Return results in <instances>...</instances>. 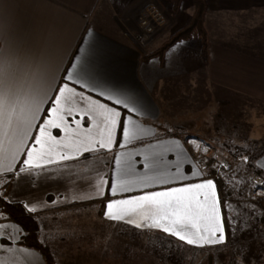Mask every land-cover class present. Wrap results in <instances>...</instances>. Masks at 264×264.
<instances>
[{
    "label": "crops",
    "instance_id": "obj_1",
    "mask_svg": "<svg viewBox=\"0 0 264 264\" xmlns=\"http://www.w3.org/2000/svg\"><path fill=\"white\" fill-rule=\"evenodd\" d=\"M149 2L157 6L165 22L146 41L138 42L134 39L139 29L138 18L149 6ZM206 3L208 54L204 58L198 39L180 41L182 44L177 42L161 57L151 55L175 31L189 22L193 14L192 0H181L177 11L173 10L171 0H124L119 1L118 8H109V3L105 0H0V48L11 53L26 68L38 70L45 80L51 82V90L41 105L39 119L34 121L37 126L47 115L48 109L56 107L52 103L56 89L67 83L77 92L90 96L91 100L81 102L76 97L70 105L62 106L72 107L77 119L88 110L89 105L93 111L84 116V127L76 130L78 135L72 131L64 133L51 129L53 135L59 132L64 143L74 144L78 139L87 141L88 138H100L95 126L91 131L86 129L89 127V116L98 122L101 119L99 114L104 110L100 104L120 108L106 99L108 95L130 97L137 101L144 114L134 116V119L154 133L145 137L143 144L133 141L126 148L114 147L111 152H85L79 159L53 163L43 169H32V176L27 173L13 176L7 199L13 203H21L24 207H36L35 212L29 213L39 217L40 240L43 243L50 246V238L55 235H48L53 233L48 221L50 217L66 212L85 211L87 216H95L103 222L99 227L104 233L102 237L107 239V249H111V256L106 260L108 264L116 262L115 260L122 264H207L209 257H212L214 264L228 263L229 240L227 244L216 246H190L160 230L137 229L125 222L105 219L104 201L124 197L106 196L103 200L79 198L84 193L94 195L92 185L101 178L109 181L112 179L113 156L116 152H137L153 144L158 145L152 151L160 154L153 159L158 161L161 170L172 175L179 162L180 171L188 174L191 168L197 166L206 174L205 179L212 178L216 181L217 191L221 196V177L212 173L209 167L210 159H216L217 149L212 142L214 136L209 133L202 137L200 131L194 132L195 124L187 118L191 119L190 115L195 112L197 104L204 100L195 97L196 91L194 94L189 92L198 87L208 88L209 96L213 97L212 88H215L264 104V60L259 55L255 57L254 51L251 54L245 53L242 49L231 47L226 41L212 39L207 25L209 0ZM177 45L179 47H175ZM82 48L83 52L80 51ZM77 57L80 59L77 60ZM68 73L73 75L72 80L67 79ZM220 100V103H226L225 100ZM96 101L100 103L97 104ZM181 104L187 106L183 108L186 111L184 117L183 111L182 115L179 114ZM120 110L125 112L123 108ZM65 115L67 116L66 113ZM52 116L55 118L57 114L53 113ZM185 120L188 129L181 125ZM165 121L170 123L168 127ZM36 135V127L31 128L24 146L25 151L32 143L31 138ZM171 141H178L181 147L176 148ZM190 141L200 142L208 151L194 149ZM64 151L71 155L74 149ZM144 154L141 151L140 155L131 157V161H135L137 173L146 171L143 168ZM24 158L25 152H19L14 166L18 167L19 161ZM54 158L59 159L58 156ZM33 163L44 164V160L37 159ZM261 163H264V155L260 159ZM216 174L218 179L215 178ZM1 178L2 176L0 180ZM156 190H160V187L140 189L134 186L133 191L125 195H139L143 191ZM223 200L221 196L222 210ZM43 224L46 225L47 234L43 231ZM227 227L229 228V224L226 219V232ZM261 228L264 236V227ZM94 231L96 230L91 229L92 233ZM21 234V229L15 223H0V245H3L0 248V261L3 264H45L40 253L18 244ZM117 239L122 242L123 251L122 256L116 257V252L112 249L116 247ZM92 248L97 246L92 245Z\"/></svg>",
    "mask_w": 264,
    "mask_h": 264
},
{
    "label": "snow or ice",
    "instance_id": "obj_2",
    "mask_svg": "<svg viewBox=\"0 0 264 264\" xmlns=\"http://www.w3.org/2000/svg\"><path fill=\"white\" fill-rule=\"evenodd\" d=\"M88 35H91V30ZM80 51L83 52L84 49ZM79 59L77 57V60ZM67 79L72 80L73 75L68 73ZM50 90L51 82L45 80L38 70L26 68L11 53L0 48V176H20L25 173L32 176L34 175L32 169H43L53 163L79 159L85 152L94 153L100 150L111 152L114 147L126 148L133 141L143 144L145 137L154 135L152 129L143 127L137 119H134V116L144 114L137 101L130 97L119 98L108 95L106 99L123 108L125 112L118 107L100 104L104 110L99 114L101 119L98 122L89 116V127L86 129L91 131L95 126L99 130L100 138H88L87 141L78 139L74 144L64 143L59 132L53 135L51 129H58L64 133L72 131L73 134L78 135L76 130L84 127V116L93 109L89 105L88 110L77 119L72 107L62 105H70L76 97H79L81 102L90 101L91 97L83 92H77L75 88H70L67 83L62 84L56 89V95L52 98V103L56 107H50L43 121L37 126L34 121L39 119L41 105ZM99 94L104 96L103 92ZM53 113L57 114L55 118L52 116ZM33 127H36L37 135L31 138L32 143L25 151L29 130ZM170 143L176 148L181 147L178 141ZM190 143H193L194 149L208 151V148L202 146L200 142L190 141ZM156 147L158 145L153 144L141 150L145 153L143 168L146 170L142 174L136 172L135 161H131V157L140 155L141 151L116 152L113 156L112 179L109 181L101 178L92 185L95 189L94 195L84 193L79 198L103 200L106 196L124 197L104 201L105 219L125 222L137 229L160 230L187 245L199 248L227 244L235 233L232 232L230 236L226 232L225 220L231 222L233 217L226 215L230 207L227 198L223 200L222 210L216 181L212 178L205 179L206 174L197 166L191 168L188 174L182 173L179 162L175 165L174 174L169 175L161 170L158 161L153 159L154 156L160 155L152 151ZM69 148L74 149L71 155L64 151ZM21 151L25 152V158L19 161L18 167H15L17 155ZM55 156L59 159L56 160ZM37 159L44 160V164L33 163ZM242 161L247 163L248 157H243ZM260 167L264 168V163H261ZM189 180L194 182H187ZM134 186L140 189L158 186L160 190L143 191L139 195H125L131 193ZM2 188L3 184L0 183V189ZM3 198V191L0 190V199ZM25 207L28 212L37 210L35 206L25 205ZM250 207L254 213L255 205ZM241 230L246 229L242 227ZM2 247L3 245H0V248ZM0 264L3 262L0 261Z\"/></svg>",
    "mask_w": 264,
    "mask_h": 264
},
{
    "label": "rangeland",
    "instance_id": "obj_3",
    "mask_svg": "<svg viewBox=\"0 0 264 264\" xmlns=\"http://www.w3.org/2000/svg\"><path fill=\"white\" fill-rule=\"evenodd\" d=\"M105 1L109 3V8H116L119 1L124 0ZM148 5L154 6L164 19L153 2ZM208 7L207 25L212 39L226 41L231 47L242 49L245 53L251 54L254 51L255 57L259 55L264 60V0H209ZM158 28L160 26L153 33ZM207 89L198 87L189 92L194 94L196 91L195 97L204 101L197 104L194 110L196 113H191V119L187 118L195 124L194 132L200 131L202 137L209 133L214 136L212 142L217 150L216 168L213 169H217L219 177L229 184H238L244 191V195L228 202L230 207L226 215L233 217V220L230 222L227 219V223L230 236L232 232L235 235L229 239L227 264H264L261 258L264 257V236L261 232V227H264V183L261 181L264 179L249 168L251 164L262 170L259 165L264 155V104L215 88H212L213 97H210ZM220 99L226 103H220ZM184 106L187 107L181 104V113L179 111L181 115L183 111V117L186 114ZM165 125L168 127L170 123L165 121ZM181 125L189 128L186 120ZM235 149L247 150L249 154L242 153L233 162L230 153ZM245 156L248 157L247 163L242 161ZM225 162L229 165L227 171L219 168ZM251 205H255L254 213ZM48 221L53 230L48 235L55 234L50 238L55 264H108L106 260L111 256V249H107V239L102 237L104 233L99 227L102 221L95 216H87L85 211L56 214ZM42 226L47 234L46 225ZM242 227L246 230H241ZM91 229L96 231L92 233ZM92 245L97 248H92ZM115 246L112 250L116 252V257L122 256V242L117 239ZM115 261L111 264H122Z\"/></svg>",
    "mask_w": 264,
    "mask_h": 264
},
{
    "label": "trees",
    "instance_id": "obj_4",
    "mask_svg": "<svg viewBox=\"0 0 264 264\" xmlns=\"http://www.w3.org/2000/svg\"><path fill=\"white\" fill-rule=\"evenodd\" d=\"M172 8L174 11L179 9L181 0H171ZM193 3V14L189 22L174 32L165 42H163L158 49L152 52V56L161 57L165 52L173 46L175 43L180 41H187L191 39H198L201 43V54L204 58L208 54V32L205 27V16L207 12L206 0H192ZM243 154H249L247 150L235 149L230 153V157L233 162ZM215 164V158H211L209 167L212 173H216L217 169H213ZM249 168L255 172L258 177H263V171L259 168H254L253 165H249ZM13 176L7 177L2 176L1 183L3 188L4 198L0 199V223L2 222H13L22 231L18 244L22 247L32 249L41 254L45 264H55L54 256L50 246L43 243L40 240V224L38 215L29 213L21 203H13L7 199V191ZM219 190L223 198L233 201L238 196L244 195V191L235 183H227L222 178L219 181ZM229 202V201H228ZM228 224V223H227ZM227 232L230 235V228L227 227ZM207 264H214L212 257L208 258Z\"/></svg>",
    "mask_w": 264,
    "mask_h": 264
},
{
    "label": "built area",
    "instance_id": "obj_5",
    "mask_svg": "<svg viewBox=\"0 0 264 264\" xmlns=\"http://www.w3.org/2000/svg\"><path fill=\"white\" fill-rule=\"evenodd\" d=\"M139 31L134 35V39L138 42H144L153 33V31L161 26L164 22L162 15L152 5L147 6L138 18ZM227 165V167H225ZM223 171L229 168L228 163H222L219 167ZM218 179V175L215 176Z\"/></svg>",
    "mask_w": 264,
    "mask_h": 264
}]
</instances>
